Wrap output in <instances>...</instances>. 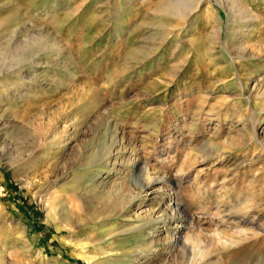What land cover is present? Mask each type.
Masks as SVG:
<instances>
[{
  "label": "rangeland",
  "instance_id": "1",
  "mask_svg": "<svg viewBox=\"0 0 264 264\" xmlns=\"http://www.w3.org/2000/svg\"><path fill=\"white\" fill-rule=\"evenodd\" d=\"M175 2L0 0L3 264H264V0L240 32L219 0L181 28Z\"/></svg>",
  "mask_w": 264,
  "mask_h": 264
},
{
  "label": "bare ground",
  "instance_id": "2",
  "mask_svg": "<svg viewBox=\"0 0 264 264\" xmlns=\"http://www.w3.org/2000/svg\"><path fill=\"white\" fill-rule=\"evenodd\" d=\"M173 1H175V0H173ZM203 1H206V0H176V2L175 3H173L172 5H170V6H165L164 8H165V13H167V14H171V15H176V16H178V17H181L183 20H182V22H181V25H180V27L181 28H186V26H187V23H188V21H189V19L200 9V4L201 3H203ZM219 2H220V4L221 5H223L224 7H226V9H227V11H228V15H229V17H230V21L232 20L233 22H239V26H238V24H237V26H238V30H237V32L239 31L240 32V28H242L243 26H247V25H249L250 24V22L254 19V17H256L255 15H253L252 14V12H251V9L252 8H249L246 4H245V2H244V0H219ZM163 8V9H164ZM232 22V23H233ZM234 24H236V23H234ZM189 25V24H188ZM236 27V26H235ZM234 29V28H233ZM220 31H221V27H219V28H216V29H214V31L207 37V40H210V41H214V37H216L217 35H219V33H220ZM232 31H234V30H232ZM230 32V31H229ZM237 32H235V33H237ZM170 32H168V34H169ZM234 33V32H233ZM229 35H230V33H229ZM232 35V34H231ZM230 35V36H231ZM207 36V35H206ZM227 36V35H226ZM234 36V35H233ZM232 37V36H231ZM228 38V37H227ZM230 39V38H229ZM228 40V39H227ZM193 43V42H192ZM230 43V42H229ZM194 44V43H193ZM195 45V44H194ZM211 46V45H210ZM209 45L208 46H206V51L208 50V49H210V48H212V47H210ZM228 46V41H226L225 42V47L222 49V52L224 53V54H231V52H233L232 51V49L234 48H232L231 50H229L228 48H226ZM194 47V46H193ZM196 49V52L198 53V55L199 56H202V53H203V51L199 48V47H196L195 48ZM227 49V50H226ZM209 51V50H208ZM239 51H236V52H234V57H232V58H229L230 59V61L232 62L231 63V67H232V69H233V66H234V63H236L235 62V60H236V57L237 56H239ZM229 57V56H228ZM17 85V84H16ZM242 90H247V88L245 87V88H243ZM259 96V95H258ZM50 148V147H49ZM48 150V149H47ZM110 151V150H109ZM130 159L129 158H127L126 159V161H129ZM130 163V162H129ZM134 163V162H133ZM115 164V163H114ZM109 170H111V169H115L114 167H111V168H108ZM144 169V168H143ZM143 172H144V170H142ZM99 172H96L94 175H93V177H92V179H94L96 176H97V174H98ZM142 173V172H141ZM143 175V177H142V179L137 183V188L139 189V192H140V190H145V188L146 187H148V186H151L152 184H154L157 180H161V181H168V179H165L166 177H157V175L156 176H151L150 174H148V172L146 173H142ZM74 176V175H73ZM72 176V178L73 179H75L76 178V176H74L73 177ZM71 178V179H72ZM79 179H81V178H79ZM77 180V179H76ZM82 180H83V178H82ZM82 180H79V182L80 181H82ZM91 180V179H90ZM89 180V181H90ZM68 181H70V180H68ZM74 180H72V182H73ZM64 183H67V181L66 182H64ZM71 183L69 182V185H70ZM74 184V183H73ZM65 186V185H64ZM66 186H67V184H66ZM163 187V186H162ZM162 190V189H161ZM108 192V191H107ZM106 192V193H107ZM139 192H138V194H139ZM55 193L56 192H51V193H49V195H50V198H55ZM132 195V194H131ZM129 196V195H128ZM127 199H129V198H127ZM47 200V199H46ZM169 201H170V197H169V194H162L161 195V197H160V202L158 203L159 204V207H160V204H163V206L161 205V207L162 208H159V211L161 212L160 214H164L167 218H174L175 219V222H177L176 221V219L178 218V217H180L182 220H181V222L179 223V224H183V223H185V219H187V220H191V216H189L186 212H183L182 210H180L177 206H178V204L177 203H173V206L172 205H170L169 204ZM53 202V201H52ZM51 202V203H52ZM167 202V203H166ZM110 206L112 207V205L110 204ZM114 206V205H113ZM118 207V206H117ZM114 208V207H113ZM115 208H116V206H115ZM65 209V208H64ZM112 210V209H111ZM114 210V209H113ZM117 210V209H116ZM55 211V210H54ZM56 211H57V209H56ZM47 214H48V216H51L53 219H54V216H56V215H54L55 213L53 212V208L52 207H48L47 208ZM57 214V213H56ZM121 216V215H120ZM145 218H140V220L138 221V224L137 225H134V228L132 229V231H134V230H142L143 232H144V230H145V228H146V233H144L143 235H150L151 233H152V231H151V229L154 227V226H156V224L160 221L161 222V220L163 221V219H160V217L159 218H157V217H155L154 216V212L153 211H149V212H147V213H145ZM165 217V218H166ZM162 218V217H161ZM139 219V218H138ZM64 220V219H63ZM62 222V221H61ZM171 222V221H170ZM68 223V222H67ZM67 223H65L64 225H63V223L61 224V223H57V226L58 227H66V226H70V225H68ZM181 227V226H180ZM174 228V227H173ZM176 228V227H175ZM147 229H149V230H147ZM155 229V228H154ZM153 229V230H154ZM168 231V230H167ZM126 232H127V230H126ZM142 232V233H143ZM154 232V231H153ZM179 239H181V238H179ZM179 239H177V240H179ZM185 239H186V237H185ZM188 239V238H187ZM109 240V239H108ZM164 241H168V243H170V244H173L174 242H176V238H175V234H173V233H170V234H166V236L164 237V239H163ZM173 240H174V242H173ZM110 241V240H109ZM188 241H189V239H188ZM150 242V241H149ZM149 242L146 244V246L149 244ZM180 242V241H179ZM182 246L185 244V240H183V238H182ZM79 243V242H78ZM79 244H84V243H79ZM144 246V245H143ZM186 246V245H185ZM145 247V246H144ZM184 248V247H183ZM140 249H142V247L140 248ZM148 249V247L147 248H143L141 251H144V253H145V251ZM107 251V250H106ZM149 251V250H148ZM139 252V250H137V249H133V250H131V251H129V252H123V253H118V252H114V255H119L120 257H122V258H124V263L125 264H133V262L135 261V260H137L136 259V257H137V253ZM141 253V252H140ZM143 253V252H142ZM193 253V252H192ZM156 254V253H155ZM108 255H111L110 253L108 254ZM113 255V254H112ZM146 257H147V254L145 253L144 254ZM192 256V255H191ZM84 257V259H86L87 260V262L89 263V264H99V259H97L96 257H94V256H83ZM119 257V258H120ZM145 258V257H144ZM102 259V258H101ZM3 261H4V250L3 249H0V264H3ZM145 261V260H144ZM184 261V260H183ZM184 263V262H183ZM182 264V263H181ZM186 264V263H185Z\"/></svg>",
  "mask_w": 264,
  "mask_h": 264
}]
</instances>
